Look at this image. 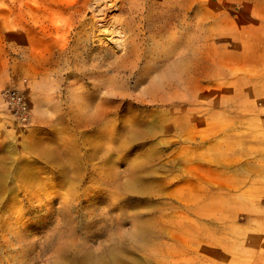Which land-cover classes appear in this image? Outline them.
Returning <instances> with one entry per match:
<instances>
[{
	"label": "rangeland",
	"instance_id": "rangeland-1",
	"mask_svg": "<svg viewBox=\"0 0 264 264\" xmlns=\"http://www.w3.org/2000/svg\"><path fill=\"white\" fill-rule=\"evenodd\" d=\"M262 261L264 0H0V264Z\"/></svg>",
	"mask_w": 264,
	"mask_h": 264
},
{
	"label": "built area",
	"instance_id": "built-area-1",
	"mask_svg": "<svg viewBox=\"0 0 264 264\" xmlns=\"http://www.w3.org/2000/svg\"><path fill=\"white\" fill-rule=\"evenodd\" d=\"M8 98L9 103L15 106L18 111L26 110V102L24 101L22 95L18 93H10Z\"/></svg>",
	"mask_w": 264,
	"mask_h": 264
},
{
	"label": "crops",
	"instance_id": "crops-1",
	"mask_svg": "<svg viewBox=\"0 0 264 264\" xmlns=\"http://www.w3.org/2000/svg\"><path fill=\"white\" fill-rule=\"evenodd\" d=\"M262 264H264V261H262Z\"/></svg>",
	"mask_w": 264,
	"mask_h": 264
}]
</instances>
